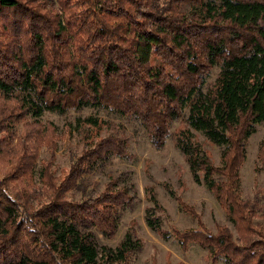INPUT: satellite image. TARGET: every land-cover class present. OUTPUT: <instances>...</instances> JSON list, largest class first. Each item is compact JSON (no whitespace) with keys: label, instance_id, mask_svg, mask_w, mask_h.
Wrapping results in <instances>:
<instances>
[{"label":"trees","instance_id":"trees-1","mask_svg":"<svg viewBox=\"0 0 264 264\" xmlns=\"http://www.w3.org/2000/svg\"><path fill=\"white\" fill-rule=\"evenodd\" d=\"M0 17V264H128L142 248L130 231L114 247L101 242L117 234L119 209L139 203L133 182L101 191L88 178L127 158L126 140H85L63 177L36 166L53 140L41 117L85 109L136 120L156 148L173 137L212 192L234 233L197 221L172 230L183 249L199 245L211 264H264V192L244 198L240 176L248 139L264 127V0H0ZM180 118L186 128L172 131ZM101 121L78 116L75 129ZM192 131L221 149L220 166ZM256 162L264 167V136ZM145 222L169 236L152 208Z\"/></svg>","mask_w":264,"mask_h":264},{"label":"rangeland","instance_id":"rangeland-1","mask_svg":"<svg viewBox=\"0 0 264 264\" xmlns=\"http://www.w3.org/2000/svg\"><path fill=\"white\" fill-rule=\"evenodd\" d=\"M42 4L45 5L43 1ZM54 10L56 11V7ZM2 28L4 24L0 17V30ZM216 73L217 69H214L211 80ZM88 115L98 116L102 120L101 124L93 127L83 123L75 129V118L78 116L84 118ZM41 119L40 123L43 126L52 122L53 140L51 147H43L40 150L36 166L39 169L43 164L49 165V171L56 177L67 175L71 162L81 152L85 140H96L109 133H115L116 136L126 140L127 158L112 157L102 162L88 175V178L96 181L101 191L110 180L115 181L119 186L130 181L137 189L139 203L134 208L118 211L117 234L111 238L101 239L103 244L112 247L116 246L129 231L134 238L139 239L142 248L129 254L128 264H211L206 250L195 243L190 244L186 250L183 249L171 236L172 230L192 229L197 227L199 221L212 233L216 232L218 225L227 226L234 233L231 221L212 192L205 185L194 182L185 156L175 147L173 137H168L162 147L156 148L136 120L98 114L90 109L81 112L71 111L64 116L47 112ZM182 128H186L183 118L172 125V131L177 132ZM23 130L22 123L14 128L17 133H22ZM192 132L195 142L204 150L209 161L214 166H220L221 149L199 132ZM263 136L264 127L257 125L256 132L247 142V156L240 167L244 198H253L257 189L264 192V167L256 162ZM8 141L10 142L9 139ZM49 153L54 156L53 160L50 159ZM0 160H3L2 157ZM0 163L5 162L0 161ZM38 172L34 175L36 183L40 180ZM152 194L156 198V205L150 200ZM148 208H152L155 216L159 217L162 230L169 235L168 237L164 238L149 229L145 222V211ZM216 264L225 263L219 260Z\"/></svg>","mask_w":264,"mask_h":264}]
</instances>
